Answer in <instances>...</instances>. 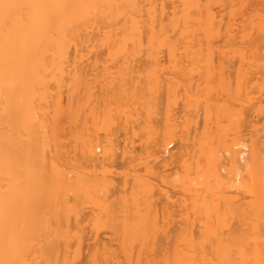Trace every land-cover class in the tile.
<instances>
[{
    "label": "bare ground",
    "instance_id": "6f19581e",
    "mask_svg": "<svg viewBox=\"0 0 264 264\" xmlns=\"http://www.w3.org/2000/svg\"><path fill=\"white\" fill-rule=\"evenodd\" d=\"M263 102L264 0H0V264H264Z\"/></svg>",
    "mask_w": 264,
    "mask_h": 264
},
{
    "label": "rangeland",
    "instance_id": "374dc122",
    "mask_svg": "<svg viewBox=\"0 0 264 264\" xmlns=\"http://www.w3.org/2000/svg\"><path fill=\"white\" fill-rule=\"evenodd\" d=\"M251 2H254V3H255V0H251ZM248 5H249V4H248ZM248 5H247V6H248ZM248 7H249V6H248ZM248 7H245V8H246L247 10H249L250 8H252L251 5H250V8H249V9H248ZM253 7H254V6H253ZM214 10H215V9H214ZM216 10H217V11H220L218 8H216ZM245 11H246V10H244V8H243V10L241 9V13H242V12L245 13ZM249 11H250V10H249ZM246 12H247V11H246ZM241 13H240V14H241ZM244 13H242V14H244ZM240 14H238V15L236 16V17H238V19L241 17ZM239 16H240V17H239ZM238 19H237V20H238ZM219 39H220V38H218V41H219ZM215 40H216V42H217V39H215ZM220 41H221V39H220ZM220 41H219V42H220ZM213 42L215 43V41H213ZM217 43H218V42H217ZM217 43H215V44H217ZM219 44L221 45V42H220ZM219 44H218V46H220ZM213 45H214V44H213ZM214 46H217V45H214ZM214 51H215V50H214ZM98 52H99V51H98ZM101 53H102V52H101ZM95 54H96V53H95ZM95 54H93L92 57H90V59L93 58V57H95V56L100 57V55H101L100 52L98 53V54H100V55H95ZM213 55H215V52H214ZM218 55H219V54L217 53V56H218ZM102 56H103V54H102ZM104 56H105V55H104ZM104 56H103V57H104ZM214 57H215V56H213V58H214ZM215 58H217V57H215ZM218 59H220V61H223V60H224V59L221 60V57H220V56H218ZM218 59H217V60H218ZM215 60H216V59H215ZM225 60H226V59H225ZM225 60H224V63H226ZM212 61H213V60H212ZM220 61H219V62H220ZM202 63H203V62H202ZM215 63H216V61H215ZM215 63H214V61H213L212 65L215 64ZM217 63H218V62H217ZM217 63L215 64L216 67H217V65H218ZM222 63H223V62H222ZM227 63H228V62H227ZM227 63H226V65L229 66L228 69H230L231 67H230V65H228ZM220 64H221V63H220ZM229 64H230V63H229ZM218 66H219V65H218ZM223 66H224V65H223ZM263 105H264V102H263ZM262 113H264V112H262ZM262 113H261V114H262ZM261 116L264 117V114H263V115H260V117H261ZM263 117H261L262 119L260 118V120H261L262 122H263ZM258 120H259V117H258ZM260 120H259V121H260ZM261 121H260V123H262ZM263 123H264V122H263ZM121 139H122V138H120V140H121ZM136 145H137V144H136ZM172 145H173V146H172ZM176 146H177L176 143H175V144H174V143L171 144V145H170V148L168 147L169 151H170V152H176V150H177V149H176ZM172 170H173V165H170V166L167 168L166 173H170ZM116 177H117V176H116ZM167 185H168V186H166V188H167L170 192H172V190H171V186L169 185V183H168ZM100 236H101V235H100ZM102 237H104V238L106 239V241H107V237L105 236V234H103ZM100 238H101V237H100ZM101 239H102V238H101ZM105 239H104V240H105ZM89 242H90V241H89ZM89 242H88V243H89ZM86 247H87V245H86ZM86 247H85V250H84V254H83V255H85V253H86V251H87V250H86V249H87ZM84 257H85V256H84ZM84 257H82V259H83ZM82 261H83V260H82Z\"/></svg>",
    "mask_w": 264,
    "mask_h": 264
}]
</instances>
